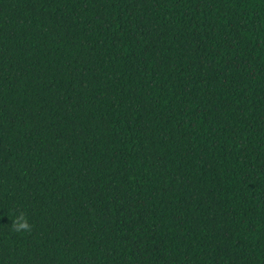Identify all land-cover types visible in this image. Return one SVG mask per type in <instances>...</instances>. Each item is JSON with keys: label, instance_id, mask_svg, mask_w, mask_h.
<instances>
[{"label": "trees", "instance_id": "1", "mask_svg": "<svg viewBox=\"0 0 264 264\" xmlns=\"http://www.w3.org/2000/svg\"><path fill=\"white\" fill-rule=\"evenodd\" d=\"M0 264H264V0H0Z\"/></svg>", "mask_w": 264, "mask_h": 264}, {"label": "clouds", "instance_id": "2", "mask_svg": "<svg viewBox=\"0 0 264 264\" xmlns=\"http://www.w3.org/2000/svg\"><path fill=\"white\" fill-rule=\"evenodd\" d=\"M11 230L14 233H31L33 225L29 222L28 216L24 210H18V213L12 218Z\"/></svg>", "mask_w": 264, "mask_h": 264}]
</instances>
